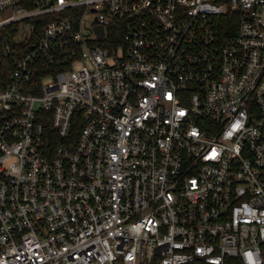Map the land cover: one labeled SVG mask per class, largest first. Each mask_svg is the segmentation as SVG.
Segmentation results:
<instances>
[{
	"label": "built area",
	"instance_id": "built-area-1",
	"mask_svg": "<svg viewBox=\"0 0 264 264\" xmlns=\"http://www.w3.org/2000/svg\"><path fill=\"white\" fill-rule=\"evenodd\" d=\"M2 28L0 264H264V0H0Z\"/></svg>",
	"mask_w": 264,
	"mask_h": 264
},
{
	"label": "trees",
	"instance_id": "trees-1",
	"mask_svg": "<svg viewBox=\"0 0 264 264\" xmlns=\"http://www.w3.org/2000/svg\"><path fill=\"white\" fill-rule=\"evenodd\" d=\"M8 28L0 29V84L6 85L8 82L11 72L14 69L13 62L10 58L4 56L2 52V46L4 39L8 37Z\"/></svg>",
	"mask_w": 264,
	"mask_h": 264
},
{
	"label": "water",
	"instance_id": "water-1",
	"mask_svg": "<svg viewBox=\"0 0 264 264\" xmlns=\"http://www.w3.org/2000/svg\"><path fill=\"white\" fill-rule=\"evenodd\" d=\"M101 36H102V31H101Z\"/></svg>",
	"mask_w": 264,
	"mask_h": 264
}]
</instances>
